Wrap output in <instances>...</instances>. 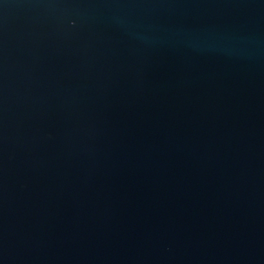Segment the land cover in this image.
<instances>
[{"label": "water", "instance_id": "obj_1", "mask_svg": "<svg viewBox=\"0 0 264 264\" xmlns=\"http://www.w3.org/2000/svg\"><path fill=\"white\" fill-rule=\"evenodd\" d=\"M0 264H264V0H0Z\"/></svg>", "mask_w": 264, "mask_h": 264}]
</instances>
